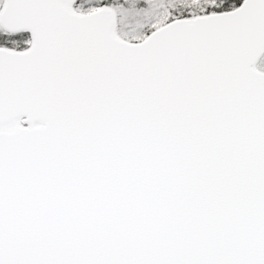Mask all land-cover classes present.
Returning <instances> with one entry per match:
<instances>
[{
	"label": "snow or ice",
	"instance_id": "1",
	"mask_svg": "<svg viewBox=\"0 0 264 264\" xmlns=\"http://www.w3.org/2000/svg\"><path fill=\"white\" fill-rule=\"evenodd\" d=\"M0 264H264V0H0Z\"/></svg>",
	"mask_w": 264,
	"mask_h": 264
}]
</instances>
